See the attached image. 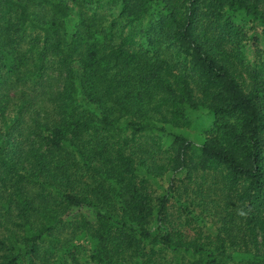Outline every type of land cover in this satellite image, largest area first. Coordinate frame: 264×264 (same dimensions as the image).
I'll return each mask as SVG.
<instances>
[{
  "label": "trees",
  "instance_id": "obj_1",
  "mask_svg": "<svg viewBox=\"0 0 264 264\" xmlns=\"http://www.w3.org/2000/svg\"><path fill=\"white\" fill-rule=\"evenodd\" d=\"M0 264H264V0H0Z\"/></svg>",
  "mask_w": 264,
  "mask_h": 264
},
{
  "label": "rangeland",
  "instance_id": "obj_2",
  "mask_svg": "<svg viewBox=\"0 0 264 264\" xmlns=\"http://www.w3.org/2000/svg\"><path fill=\"white\" fill-rule=\"evenodd\" d=\"M103 6H102V11L105 13H117V11L119 10V5L117 3L114 2H104L102 1ZM94 5H91L89 7V10H93ZM210 123L209 117L206 116L203 113H197L193 116V120H192V125L191 127L182 129V130H178L182 133H184L187 137H189L190 139H192L193 141H199L202 138V132L203 129L208 126Z\"/></svg>",
  "mask_w": 264,
  "mask_h": 264
}]
</instances>
